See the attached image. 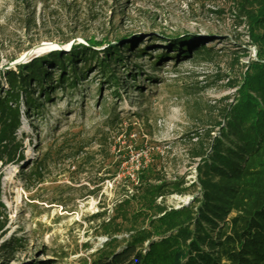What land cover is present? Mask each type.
I'll return each instance as SVG.
<instances>
[{
	"label": "rangeland",
	"instance_id": "obj_1",
	"mask_svg": "<svg viewBox=\"0 0 264 264\" xmlns=\"http://www.w3.org/2000/svg\"><path fill=\"white\" fill-rule=\"evenodd\" d=\"M235 4V0H0V71L17 73L18 64L53 51L69 53L75 43L87 45L89 39L105 41L96 52L106 43L126 44L130 47L122 50L127 52L121 58H126L127 68L119 75L128 89L119 90L116 110L126 116L140 114L125 118L113 130L96 132L103 127V99L107 103L114 99L106 87L98 95L95 68L71 95L56 90L53 102H41L42 116L31 114L27 119L22 114L17 137L24 164L0 165L1 202L7 214L0 245L22 238L25 249L0 264H78L105 241L88 217L104 208L110 213L125 187L137 182L139 172L154 169L167 179L194 181L196 160L190 150L195 140L189 138L203 131L205 104L232 94L227 80L236 77L256 52ZM182 38L214 48L217 56L211 62L172 63L167 58L160 70H153L151 57L180 50L175 43ZM129 49L146 53L135 58ZM135 66L143 74L136 75L133 84L125 72L132 73ZM145 73L157 80L148 82ZM0 85L8 87L3 78ZM20 106L24 108L23 101ZM65 131L92 141L88 150L93 159L81 173L77 166L81 161L60 158L50 165L42 183L27 188L22 179L25 167L53 136ZM91 189L95 192L89 195ZM190 198L172 195L166 204L177 208Z\"/></svg>",
	"mask_w": 264,
	"mask_h": 264
},
{
	"label": "trees",
	"instance_id": "obj_2",
	"mask_svg": "<svg viewBox=\"0 0 264 264\" xmlns=\"http://www.w3.org/2000/svg\"><path fill=\"white\" fill-rule=\"evenodd\" d=\"M235 3L256 52L236 77L227 80L225 86L232 94L216 104H205L203 131L189 138L195 140L190 150L196 160L194 181L187 184L184 177L167 179L154 169L139 172L137 182L125 187L110 213L104 208L88 217L105 241L78 264H264V0ZM183 39L188 38L175 43L180 50L151 57V68L160 70L167 58L172 63L189 59L211 62L217 56L214 48ZM104 43L89 39L87 45L75 43L69 53L53 51L18 64L17 73L6 68L0 71V81L3 78L8 84L7 88L0 85V165L24 164L22 141L17 137L22 114L27 119L42 116L41 102H53L56 90L71 95L91 68L98 70V95L106 87L114 99L110 103L103 99V127L96 132L113 130L130 116L140 117L116 110L119 90L124 86L128 89L119 74L121 68H127L126 58H121L127 50H122L130 46L106 43L96 52ZM128 52L135 58L146 53ZM47 65L49 71L42 68ZM142 74L140 66L132 73L125 72L133 84L136 75ZM144 77L148 82L157 80L146 73ZM102 134L104 139L106 133ZM91 143L68 131L53 136L22 172L27 188L42 183L50 165L60 158L81 161L77 166L82 173V166L93 159L88 150ZM94 192L91 189L88 194ZM1 194L0 188V238L7 225ZM186 194L191 197L188 204L177 208L166 204L170 196ZM24 249L22 238L8 240L0 245V260L6 262Z\"/></svg>",
	"mask_w": 264,
	"mask_h": 264
},
{
	"label": "water",
	"instance_id": "obj_3",
	"mask_svg": "<svg viewBox=\"0 0 264 264\" xmlns=\"http://www.w3.org/2000/svg\"><path fill=\"white\" fill-rule=\"evenodd\" d=\"M45 46H46V45H45ZM186 204H188V202L184 203L183 205H186Z\"/></svg>",
	"mask_w": 264,
	"mask_h": 264
}]
</instances>
